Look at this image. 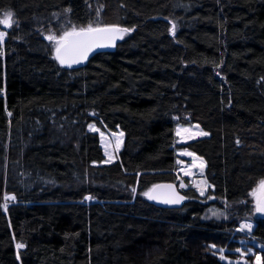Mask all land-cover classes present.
Segmentation results:
<instances>
[{
  "label": "trees",
  "instance_id": "obj_1",
  "mask_svg": "<svg viewBox=\"0 0 264 264\" xmlns=\"http://www.w3.org/2000/svg\"><path fill=\"white\" fill-rule=\"evenodd\" d=\"M66 10L78 27L96 16L132 31L64 69L40 31ZM5 12L15 23L0 45V264L256 258L241 255L253 245L237 231L250 206L206 214L264 179V0H0ZM183 115L208 133L186 149L204 161L216 202L189 189L181 209H161L143 193L176 183L172 119ZM92 123L123 133L115 163L101 165ZM6 193L15 199L3 211ZM250 239L264 246V219Z\"/></svg>",
  "mask_w": 264,
  "mask_h": 264
},
{
  "label": "snow or ice",
  "instance_id": "obj_2",
  "mask_svg": "<svg viewBox=\"0 0 264 264\" xmlns=\"http://www.w3.org/2000/svg\"><path fill=\"white\" fill-rule=\"evenodd\" d=\"M70 11V10H66ZM15 23L13 19V13L7 12L4 14L2 18H0V24L4 25L6 28H11ZM172 27L169 29L171 33L174 34L176 25L174 22L169 21ZM132 31L129 28H122L115 24H93L89 23L87 26L79 27L72 26L61 32L60 34L51 33L45 36V39L50 41L53 45L52 53L53 58L62 66L66 65L71 67L74 64L82 63L84 60L88 58L90 52H92L95 48H102V47H110L114 46V43L117 39H123L124 35L128 32ZM6 32L0 31V42H3ZM11 115V113H9ZM197 131L193 132L191 129L188 128H177L176 134L177 136L181 137V139H191L195 135L206 136L208 133L199 130V125L195 126ZM90 130H96L93 125H89ZM103 133H101V137L103 138ZM113 136L116 140V149L118 150L121 143V138L123 133H113ZM105 155H108L106 152ZM180 155L192 156L194 158L193 166L200 167L201 169L204 166V162L200 160L199 157H196L194 153L184 151L180 153ZM111 159V157L109 158ZM196 160H200L199 165L195 164ZM178 164L181 161H177ZM185 176L191 175V170L184 171ZM179 179V177H178ZM205 183V182H201ZM180 187H185L184 183L181 181ZM199 191L201 195H204V188L199 187ZM163 189L164 191H158ZM133 193L136 192V189H132ZM143 195L149 200H157L162 203L166 204H179L181 201L185 199L184 196H181L176 191L175 187L172 184L167 185H153L150 189L145 191ZM251 195L255 200V211L258 213L264 214V179H261L258 182V185L255 189H253ZM90 197H86L89 199ZM15 196H9L7 193L4 195L5 203L2 205L4 209H7V201L14 200ZM252 225L250 224H241L237 231H244L246 228L251 229ZM24 244L18 243L16 244V248L20 249L23 248ZM214 247V246H213ZM237 252H241V249H237ZM251 252V249L248 250ZM223 252V250H221ZM241 255H244L241 252ZM221 259H224L223 255H221ZM255 264H262V259L260 255H256Z\"/></svg>",
  "mask_w": 264,
  "mask_h": 264
},
{
  "label": "rangeland",
  "instance_id": "obj_3",
  "mask_svg": "<svg viewBox=\"0 0 264 264\" xmlns=\"http://www.w3.org/2000/svg\"><path fill=\"white\" fill-rule=\"evenodd\" d=\"M5 13H7V12H5ZM5 13H2L0 18H2ZM52 22L55 23L54 24L56 26L55 29H52L50 27V29L47 33L42 31V30L40 31V33L42 35V39L45 40L51 48H53V45L50 41L45 39V36H47L51 33L60 34L64 30L71 28L72 26H75L74 24H71L69 21L68 11H62L60 13L55 14L53 16ZM91 23L99 24L100 22L97 19V17L95 16V20H93ZM0 27H1L0 31H4L6 29V27L2 24H0ZM76 27L79 28L78 26H76ZM128 34H129V32L124 35L123 39ZM5 38H6V35L4 37L3 42H0L1 46H3ZM172 120L175 123V133H174V135H175L174 153L176 156V173L175 174L177 177L176 184L178 185L179 190L181 192H184V191L189 190V189L194 190L195 193H197L201 198H204V201L206 203L216 202V200L213 199L212 196L210 195L209 191L212 188L207 183L205 176H204L205 163H204V166L202 169L198 166L194 167L193 166L194 158L192 156L180 155V153H182L184 151L190 152L186 149L187 144H189L195 140L207 137V135L206 136L195 135L191 139H188V138L181 139V137L177 136V134H176V130L178 127L181 129L188 128V129H191L193 132H196L197 129L195 126H197V125L191 123L189 117L185 116V115H183L181 117H173ZM89 125H93L95 129H98V131L90 130ZM89 125L87 127V131L97 135L98 140H99V146H100L102 153H103V156H104V161L101 163V165H110V164L115 163L117 161L118 155L122 149L123 136L121 138L120 147L117 150L116 149V140H115V137L113 136V133L119 134L121 132H110L106 129H102V128L96 126L93 123L89 124ZM199 130H201L200 127H199ZM101 133L104 134L103 138L101 137ZM106 152L108 153V155H105ZM110 157H111V159H109ZM178 160L181 161L180 164L177 163ZM200 160H202V159H200ZM200 160H196L195 164L199 165ZM189 169L191 170V175L185 176L184 171L189 170ZM178 177H179V179H178ZM181 181L185 185V187H183V188L180 187ZM201 182H205V183H201ZM257 185H258V183L256 184V186L253 189H255L257 187ZM197 186L204 188V195L200 194L199 188ZM253 189H252V191H253ZM252 191L249 193L247 200L238 202L236 204L227 205V204L222 203L221 201H220V203L216 202L218 205L220 204V208L216 207V206H212L209 208V210L206 214L207 219L215 218V219H219V220H226L228 217H231L234 213L238 212V208H246L248 206H250L252 208V214L250 215L249 219H246L242 223H240V225L245 224V223L252 225L251 229L246 228L244 231H238V232L244 234L245 236H247L246 237L247 240L245 242L249 241L253 245V247H251V246L245 247L246 252H243L244 253L243 256H246V257L254 256L255 249H258L260 252L261 251L264 252V246L262 244L254 241L253 239L249 240V238L251 236V231L253 228V221L255 219L259 218L258 213L255 211V200H254L253 196L251 195ZM4 195H3L2 205L5 203ZM9 196H11V195H9ZM143 197H145V196L143 195ZM13 201L14 200H8L7 205L9 206ZM85 201L87 203L94 202L90 199H86ZM8 206H7V208H8ZM2 209H3V211H6L4 209V207H2ZM240 225H239V227H240ZM249 249H251V252L248 251ZM221 260L225 263H230V264H255L256 258L253 261H252V259H249V260L248 259H240L239 260L238 258H237V260H233V259L231 260V259H228L225 257H224V259H221ZM262 264H264V259H262Z\"/></svg>",
  "mask_w": 264,
  "mask_h": 264
},
{
  "label": "water",
  "instance_id": "obj_4",
  "mask_svg": "<svg viewBox=\"0 0 264 264\" xmlns=\"http://www.w3.org/2000/svg\"><path fill=\"white\" fill-rule=\"evenodd\" d=\"M123 28V27H122ZM122 41V39H117L114 43V46H110V47H102V48H95L92 52L89 53L88 58L86 60H84L82 63L79 64H74L71 67H68L66 65L62 66L58 63V65L64 69H77V68H81L83 67L95 54H99V53H108V52H112L116 46ZM167 184H172L176 191L178 192L179 195L184 196L185 199L183 201H181L179 204H166V203H162L159 202L157 200H149L146 198L147 202L152 204L155 207L161 208V209H169V210H177V209H181L187 202V197L179 190L178 185L176 183L173 182H169V183H159L156 185H167ZM158 191H164L163 189H160ZM258 213V212H257ZM259 218L260 219H264V214L262 213H258Z\"/></svg>",
  "mask_w": 264,
  "mask_h": 264
},
{
  "label": "built area",
  "instance_id": "obj_5",
  "mask_svg": "<svg viewBox=\"0 0 264 264\" xmlns=\"http://www.w3.org/2000/svg\"><path fill=\"white\" fill-rule=\"evenodd\" d=\"M256 255H260L259 253H257Z\"/></svg>",
  "mask_w": 264,
  "mask_h": 264
}]
</instances>
